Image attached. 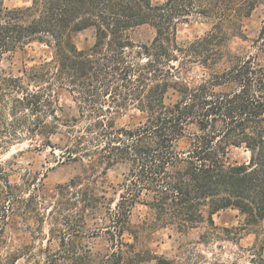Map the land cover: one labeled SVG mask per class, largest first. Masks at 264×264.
<instances>
[{
	"label": "trees",
	"instance_id": "16d2710c",
	"mask_svg": "<svg viewBox=\"0 0 264 264\" xmlns=\"http://www.w3.org/2000/svg\"><path fill=\"white\" fill-rule=\"evenodd\" d=\"M259 6L264 0H29L13 7L0 0V150L30 141L33 149L58 150L57 163L83 167L59 184L44 215L41 179L13 182V169L5 168L23 151L6 161L0 152V264L21 257L1 252L8 226L18 219L50 217L48 241L58 236L59 245L46 247V264H176L140 246L142 231L170 227L184 234L205 226L204 242L222 238L232 230L214 216L226 209L245 217L244 226L232 228V240L238 230L262 225L264 65L226 47ZM190 17L210 29L180 43L178 25ZM143 24L155 28V37L136 44L131 33ZM86 29L94 40L79 48L73 34ZM259 41L264 46V25ZM35 42L53 48L52 56L14 73V55ZM195 65L205 72L190 82ZM62 89L77 114L67 115L60 105ZM170 91L176 98L167 102ZM131 110L143 119L121 124ZM231 146L244 147L249 159L231 163ZM115 166L125 171L117 200L109 201L94 178ZM137 204L151 211L143 224L131 219ZM88 218L107 222L91 227ZM100 231L110 242L105 252L85 241ZM256 256L251 263L264 264L263 255Z\"/></svg>",
	"mask_w": 264,
	"mask_h": 264
},
{
	"label": "rangeland",
	"instance_id": "374dc122",
	"mask_svg": "<svg viewBox=\"0 0 264 264\" xmlns=\"http://www.w3.org/2000/svg\"><path fill=\"white\" fill-rule=\"evenodd\" d=\"M162 1V0H158ZM29 0H4V4L10 7L28 4ZM243 34L235 36L227 43V50L232 54L241 56L253 55L264 65V46L259 41L260 31L264 25V6L256 8L251 15L244 17L242 21ZM210 29V24L202 22L194 17L187 18L180 22L177 29V39L180 43L193 41L203 36ZM155 28L150 24H143L136 27L131 36L136 44H146L155 37ZM73 40L79 48L90 46L94 40L91 29L75 32ZM53 54V48L42 43H32L26 51L18 52L13 58L14 73L24 64L33 65L50 58ZM225 64V63H224ZM5 67L11 64L8 61L3 63ZM219 68V67H218ZM204 69L195 65L193 70L187 74L190 82H196L203 76ZM176 98V93L170 91L166 101L170 102ZM60 105L64 108L67 115L77 114V108L68 91L62 89L59 91ZM143 119V115L131 110L124 115L119 122L136 124ZM56 139L54 138V141ZM32 142L25 141L22 144L11 146L9 151L2 152L1 160L12 159L17 154V162L13 166L6 165L9 178L13 182H22L23 178L31 179L33 176L40 178L39 187L43 194L40 208L45 215L53 200L58 196V186L69 181L72 177L82 174L83 167L79 163L64 162L57 163L56 157L58 150L51 148L41 150L33 149ZM229 160L233 164L243 163L249 159L250 153L244 147L231 146L229 148ZM123 166H115L106 173L95 176V185L99 194H104L109 201L117 200L119 196V183L123 179ZM49 210V209H48ZM151 218L150 209L142 204L133 207L131 219L134 224H143ZM215 222L221 228H230L232 231L223 232L222 238L210 239L206 242L201 239L202 234L206 232L205 226H200L189 230L187 233H180L173 228H154L149 227L140 234L139 245L148 248L152 254L166 256L173 259L176 264H252L251 257L254 253L257 256L262 254L264 257V222L260 226H249L246 229L238 230L240 235L234 239L235 230L233 227L245 225V217L236 209L222 210L214 216ZM38 220V221H37ZM96 220L88 218V225L95 227L96 224L105 226L106 219ZM50 217L46 220L30 218L28 220L18 219L15 224L8 226L5 232V243L1 246L3 256L6 253L19 251L21 257L15 264H46L47 250L49 246L55 251L59 245V239L54 238L48 241ZM230 237H227L228 235ZM125 239L132 240L130 234H125ZM93 251L105 252L110 242L107 240L106 233L100 231L98 236L86 238ZM142 264H156V260H148Z\"/></svg>",
	"mask_w": 264,
	"mask_h": 264
},
{
	"label": "clouds",
	"instance_id": "9594fccd",
	"mask_svg": "<svg viewBox=\"0 0 264 264\" xmlns=\"http://www.w3.org/2000/svg\"><path fill=\"white\" fill-rule=\"evenodd\" d=\"M20 264H23V262L21 261Z\"/></svg>",
	"mask_w": 264,
	"mask_h": 264
}]
</instances>
